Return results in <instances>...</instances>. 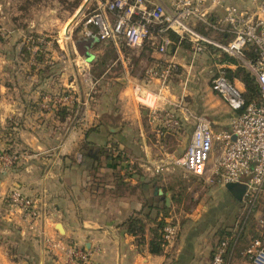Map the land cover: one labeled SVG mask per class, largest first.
Here are the masks:
<instances>
[{
    "label": "crops",
    "instance_id": "obj_1",
    "mask_svg": "<svg viewBox=\"0 0 264 264\" xmlns=\"http://www.w3.org/2000/svg\"><path fill=\"white\" fill-rule=\"evenodd\" d=\"M160 1L168 6V0ZM223 4L243 10L251 8L250 0H223ZM222 15V8L211 9L213 19ZM195 29L203 28L197 24ZM65 32L68 35L69 29ZM210 35L218 40L225 38L212 32ZM100 45H110L117 54L110 65L118 66L113 77H107L108 69L95 76L92 72L94 65H89L90 71L88 64L84 63V66H88V76L95 80L94 83L99 78L113 79L120 86V112L115 113L119 117L116 125L101 115L87 99L80 100L79 92L78 98L71 97L75 105H71L73 101L70 100L56 106L54 100L60 85L53 76L45 77L51 85L36 87L29 97L28 90L24 88L18 93L15 89L3 88L0 122L11 118L12 115L7 116L12 112L15 124L19 126L13 128V136L6 141L9 153L5 152L0 157V197L13 189L19 190L35 200L41 215L30 221L10 205L2 204L5 205V213L0 215V238L4 244H0V264H207L208 260L207 263L206 260L199 261L192 241L189 248L187 239L182 237L178 245L174 243L161 255H152L148 251L149 230L145 229L139 243L138 238L129 234L123 225L130 217L145 219L146 214H150L149 210L150 216H155L156 199L160 196L155 194V190L162 189L160 178L173 174L174 167L170 163L164 164L161 171L155 173L153 164L159 159L171 162L181 157L180 149L170 147V144L182 137L189 143L193 130L191 122L183 123L179 129L161 127L148 109L135 100L133 89L136 86L142 94H156L158 84L150 79L147 70L156 63L173 61L178 65V73L171 77L169 90L162 92V100L157 106L163 108L162 102L183 100L195 114L216 113L218 110L213 106L224 102L212 91L211 100L217 99L214 104L202 102L199 97L201 91L193 85V79L187 86L188 79L202 76L205 72L215 74L219 64L237 65L235 69L242 67L235 59L229 58L235 62L223 61L225 56L212 51L192 61L189 47L184 43H176L167 55H160L146 45L128 48L123 42L117 44V41ZM244 57L250 58L246 51ZM228 70L234 71L226 68ZM182 77L186 80L176 86L175 79ZM93 79L89 78V81ZM68 81L67 87L77 90L75 78ZM235 82L240 88L244 87L239 80L235 79ZM46 96L49 102L42 104ZM31 108L34 111L28 113ZM63 113L67 114L61 118ZM108 116L115 118L110 113ZM209 117L219 128L228 125L220 118ZM168 144L170 149L167 151ZM109 146L118 153H105ZM12 155H17L13 163L9 162ZM132 163L136 166L134 172H129L127 164ZM159 201L162 202V197ZM163 205H167L166 201ZM145 207L149 209L146 211ZM45 238L58 242L59 246L49 250L44 244ZM71 246L89 253V261H71L66 254V248Z\"/></svg>",
    "mask_w": 264,
    "mask_h": 264
},
{
    "label": "built area",
    "instance_id": "obj_2",
    "mask_svg": "<svg viewBox=\"0 0 264 264\" xmlns=\"http://www.w3.org/2000/svg\"><path fill=\"white\" fill-rule=\"evenodd\" d=\"M250 4V10H243L225 6L223 0H168V6L160 0H94L83 23L82 33L86 39L120 40L128 48L146 45L160 55L171 51L173 41L169 35H174L178 44L188 45L192 61L212 51L235 59L254 79L258 99L246 103L242 95L244 87L237 86V82L225 74L226 68L234 70L237 65L216 67L210 82L211 91L233 112L224 128H215L205 115L193 113L183 100L162 102L163 108L157 106L162 92L169 90L170 79L178 71L173 61L156 63L147 70L150 79L158 84L156 94H142L136 86L133 89L135 100L148 109L161 127L179 129L186 122L193 125L182 156L171 162L157 160L153 164L155 173L170 163L173 167L180 166L187 175L216 176L223 186L239 184L245 188L240 201L242 217L230 233L218 240L212 249L210 264H230L238 245L252 227L250 223L254 224L253 236L242 256L247 264H264V0H250ZM215 7L223 10L218 19L211 17V9ZM197 24L225 38L218 40L213 35L202 34L195 29ZM245 51L251 52L249 59L244 57ZM54 101L62 104L70 99L60 97ZM133 169L127 166L129 172H134ZM3 200L30 221L41 215L35 200L19 190L9 191ZM177 233V226L165 218L161 235L163 250L172 247ZM44 244L51 251L59 246L51 239H45ZM66 254L71 261L79 263H87L90 256L76 246L67 247Z\"/></svg>",
    "mask_w": 264,
    "mask_h": 264
},
{
    "label": "rangeland",
    "instance_id": "obj_3",
    "mask_svg": "<svg viewBox=\"0 0 264 264\" xmlns=\"http://www.w3.org/2000/svg\"><path fill=\"white\" fill-rule=\"evenodd\" d=\"M93 5L94 0H0V99L4 95L3 88H10L11 91L15 89L16 93L24 88L26 91L28 90L29 97L30 92L35 91L36 87L51 85V82L45 79L49 75L53 76V79L60 85V91L55 99L69 97L73 101L71 105H75L76 102L71 97L78 98L79 92L80 100L87 99L88 103L95 106L101 115L103 114L107 120H110L109 122L116 125V120L119 117L115 116V113L120 112V86L113 79L99 78L98 82L94 83L95 80L88 76L87 71L89 65H94L92 72L95 76L102 75L108 69L107 77H113V72L117 70L118 66L115 64L111 67L110 65L117 58L116 52L111 49L110 45H100L102 42L93 43L83 54H80L76 48L77 43L86 39L82 33L83 23ZM79 9L82 11L77 16ZM64 29L66 31L69 29L68 35ZM120 43L122 41L118 40L117 44L120 45ZM51 57H54V60H51ZM43 58L46 61L42 63ZM84 63L88 66L85 67ZM212 76L213 74L205 72L202 76L189 78L187 83L188 86L190 80L193 79V85H196L197 89L201 91L199 97L202 102L207 101L209 105H213L217 100H211L213 99L210 88ZM74 78L77 90L67 87V80L70 82ZM89 78L93 80L90 82ZM185 80L186 78L182 77L175 79L176 83L173 82L177 86L180 81ZM75 91L77 94L74 95ZM148 98L151 99L150 96ZM48 99L46 96L41 103L47 104ZM186 99L189 97L185 98L187 102ZM28 101L31 102V98ZM58 104L56 103V106ZM37 107L44 110L41 106ZM213 107L218 111L205 113V116L210 120L212 118L209 116H213L229 123L233 112L222 102ZM33 111L32 108L27 110L28 113ZM109 113L115 118L111 119L108 116ZM10 116L11 118L0 122V157L5 152L9 153V149L6 147L7 142L13 136V128L17 129L19 126L15 124L12 112H9L7 117ZM213 126L219 128L218 125ZM185 139V137L176 138L170 147L172 145L175 149H180V154H183V150L188 144ZM170 147L168 144L167 151ZM113 148V146H109L105 153L112 155L118 153ZM16 156L12 155L9 162L13 163ZM130 165L133 168L136 166L135 163ZM172 173L164 179L160 178L162 189H158L161 194L156 199L155 216H150L151 210H149L150 214H146L149 220L143 219L145 229L151 230L161 219L168 218L178 228L175 244L178 245V240L181 237L185 240L188 236L195 234L196 237L191 239L194 251H197L199 261L205 262L206 260L207 263L208 260L207 264H210L212 249L218 240L230 233L240 221L243 207L240 202L233 201L216 176H190L185 174L180 166H175ZM4 197H0V215L5 213V205H2L6 203L3 200ZM161 197L162 202L159 201ZM166 199H168V203L165 205L167 210L163 211V203ZM146 205L147 203H145ZM145 208L146 211L149 209V207ZM15 211L20 214L17 210ZM250 224L252 227L238 245L230 264H241L246 261L242 258V252L253 236L254 224ZM148 225L150 226L148 227ZM2 241L3 238H0V244ZM6 244L7 246L11 245Z\"/></svg>",
    "mask_w": 264,
    "mask_h": 264
},
{
    "label": "trees",
    "instance_id": "obj_4",
    "mask_svg": "<svg viewBox=\"0 0 264 264\" xmlns=\"http://www.w3.org/2000/svg\"><path fill=\"white\" fill-rule=\"evenodd\" d=\"M202 28V27H201ZM198 32L202 34L210 35L211 31H206L204 29L199 30ZM169 38L173 41V46L177 43V38L174 35H169ZM246 56L249 58L252 56L250 51H246ZM223 61H229V62H235L232 59L223 58ZM225 74L228 79L230 80H239L244 85V91L242 93L246 103L255 101L258 99V90L257 85L252 77L242 68H237L234 71H225ZM67 113L60 114L61 118L65 117ZM233 199V198H232ZM233 201H235L233 199ZM237 203V201H235ZM163 211H166L167 208L164 205L162 208ZM165 219V218H164ZM164 219H161L159 223L155 225L153 229H149L150 239L148 241V251L152 255H161L163 253L162 248V229L164 226ZM145 220H149V218L146 216ZM123 225L125 226L127 232L135 237L138 238V242L140 243V240L143 237V233L145 232V226L144 221L142 219H139V217H130L128 218ZM154 226V225H153ZM152 228V227H151ZM194 234V233H193ZM196 235H191L187 237V245L192 247L190 244L191 239L195 238Z\"/></svg>",
    "mask_w": 264,
    "mask_h": 264
},
{
    "label": "water",
    "instance_id": "obj_5",
    "mask_svg": "<svg viewBox=\"0 0 264 264\" xmlns=\"http://www.w3.org/2000/svg\"><path fill=\"white\" fill-rule=\"evenodd\" d=\"M81 11H82V9H79V11L77 12V16L81 13ZM95 42L96 41L94 38L84 39L81 42L76 44V48L80 54H83V52H85L87 50V48H89ZM224 188L235 201H237V202L241 201L242 196H243L244 191H245L244 186L239 185V184H226L224 186ZM155 194L159 195V194H161V192L158 189H156ZM165 201H166V203H168V199H166Z\"/></svg>",
    "mask_w": 264,
    "mask_h": 264
}]
</instances>
